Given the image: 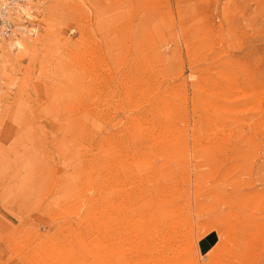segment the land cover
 Masks as SVG:
<instances>
[{
	"label": "rangeland",
	"instance_id": "rangeland-1",
	"mask_svg": "<svg viewBox=\"0 0 264 264\" xmlns=\"http://www.w3.org/2000/svg\"><path fill=\"white\" fill-rule=\"evenodd\" d=\"M25 4L33 34L0 47V264H179L230 205L264 218V0ZM137 205L149 233H109Z\"/></svg>",
	"mask_w": 264,
	"mask_h": 264
},
{
	"label": "bare ground",
	"instance_id": "bare-ground-1",
	"mask_svg": "<svg viewBox=\"0 0 264 264\" xmlns=\"http://www.w3.org/2000/svg\"><path fill=\"white\" fill-rule=\"evenodd\" d=\"M26 1L27 0H0V18H5L4 20H6L9 24L11 23L14 29L5 38L0 36V47L9 41L19 38V36L22 34H33L29 33L27 28L23 25V23H21L22 20L27 18H24V16L18 17L17 15L18 6H26ZM20 9L22 10L21 6ZM12 45L14 48H21V44L17 40L13 41ZM134 177L135 173H133V170L125 167L115 176H109L107 180L106 194L109 204L117 201L119 198L125 196V194L128 196L129 192L127 190L132 184ZM149 200L148 204H151L152 200ZM262 203L263 200L258 202L260 214L264 211V205H262ZM139 208L146 209L143 205H137L133 206L132 209L119 211L120 213L117 214L116 218H111L112 216H110L108 226L111 230L109 233H113L115 230H117L119 233H149V228L151 225H154L153 222L150 223L149 220H132L135 217L137 211H139ZM228 208L227 214L224 216L218 215L215 217L214 223L211 226L202 227L204 233L199 235L196 241H191L187 247L181 251L180 255H182V258L179 264H185L189 260L192 262L191 264H202L201 259L215 256V252H217V254L215 260H213V264H252V261L256 257L263 256L264 250L262 251L260 249L258 251V255L255 253L251 244L252 240L255 238V233H264V221L262 220L264 218L254 219L253 214L251 213L248 206H238L233 204ZM121 230L123 231L121 232ZM212 230L216 234L215 235L213 233L215 241L211 246L208 247L206 246L207 241L204 242L203 237ZM216 238L218 242L214 248H211L216 243ZM250 249L251 256L250 260L248 261L247 255L249 254ZM139 252L140 249H136L134 256L138 255ZM206 252L207 254L203 256ZM197 257L200 260H197ZM261 262L262 259L259 263Z\"/></svg>",
	"mask_w": 264,
	"mask_h": 264
},
{
	"label": "built area",
	"instance_id": "built-area-1",
	"mask_svg": "<svg viewBox=\"0 0 264 264\" xmlns=\"http://www.w3.org/2000/svg\"><path fill=\"white\" fill-rule=\"evenodd\" d=\"M5 18H0V36L5 38L6 36H8L13 29V25H11V23L9 24L6 20H4ZM4 20V21H3Z\"/></svg>",
	"mask_w": 264,
	"mask_h": 264
},
{
	"label": "water",
	"instance_id": "water-1",
	"mask_svg": "<svg viewBox=\"0 0 264 264\" xmlns=\"http://www.w3.org/2000/svg\"><path fill=\"white\" fill-rule=\"evenodd\" d=\"M203 241L204 242H206L207 244H206V246H211L213 243H214V241H215V239H214V234H210V235H208L207 237H205L204 239H203Z\"/></svg>",
	"mask_w": 264,
	"mask_h": 264
}]
</instances>
